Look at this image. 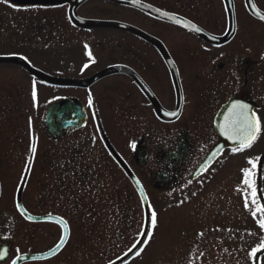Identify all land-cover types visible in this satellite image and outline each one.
Returning <instances> with one entry per match:
<instances>
[{"label": "flooded vegetation", "instance_id": "obj_1", "mask_svg": "<svg viewBox=\"0 0 264 264\" xmlns=\"http://www.w3.org/2000/svg\"><path fill=\"white\" fill-rule=\"evenodd\" d=\"M3 1L5 3L10 1L11 3L7 4L12 8L27 4L26 0ZM251 1L250 4L248 0H167V15L181 18L195 25L199 31L187 28L173 19L157 16L165 20L167 25L158 19H152L149 25L153 30L162 32L166 36L167 46L163 44L165 51L162 52L153 42L136 35L138 39L145 41L150 50L139 52L136 50L139 46L134 48L132 44L134 51L130 53L131 62L112 60L116 57L122 59L123 54L121 57L120 54L113 55L99 50L98 54H94L92 47H106L120 40L117 38L112 40L108 33L96 32L98 30L107 32L110 31L109 29H96L93 27L99 26H84L73 22L66 12L64 19L55 17L48 20H34L27 24H23L22 18H17V21L8 19L6 26L20 29L21 34L13 39L17 44L26 40L59 45L58 42H50L49 34L54 31L61 44L72 47L78 43L87 50H82L85 57L82 60L84 71L81 74L61 75L41 69L59 80L80 82L77 84L52 82L33 75L20 63L10 62L17 64L30 78H36L32 79L34 82L48 86H68L72 91L52 98L40 109V135L46 137L48 146L55 144V148L37 152L36 143L31 142L26 150L25 148L17 150L13 147L8 149L9 152L0 148V175L2 176L4 171H17V175L21 172L18 180H14L16 187L14 195L9 191L5 200L15 201L18 198L21 201V188L32 178H36L33 183L45 182L44 176L41 179L38 177L41 175L40 171L47 168L56 172L55 177L61 172L67 174L64 178L76 176L79 168H84L85 171H88V168L91 171L106 172L110 179L116 171L123 177L125 175L130 182L129 188L132 192L131 195H127L134 196L138 201L139 196L124 171L125 167L130 169L139 180L148 203L151 201L150 191L167 193V212L170 207L194 199L192 193L196 187L208 185L206 182L209 179L204 180L203 177L220 171V167L211 168L224 150L231 147L225 144L222 152L204 171L191 176L196 164L219 140L214 131L213 119L220 105L230 98L248 101L257 116L259 132L264 123V19H261L252 8H257L264 14V0ZM29 7L43 10L50 6H45L43 3H29ZM1 25L0 21V27ZM48 30L51 31L44 34ZM82 32L85 34L81 35ZM41 39L44 40L40 41ZM45 39L47 42H44ZM154 58L159 62H152ZM117 68L120 69L109 71ZM107 71L109 73H104ZM2 100L0 97L2 110L7 108L8 114L19 112L16 107L9 106L8 101L6 104L5 100L3 102ZM53 102L56 103V108L62 103L83 108L81 114H84V124L75 125L78 116L69 115L66 118L76 121L64 126L61 124V118L66 115L61 113L60 116L56 112L52 113L50 119L48 118L44 123L46 109ZM2 110L0 111L5 112ZM68 112L73 114L76 109L69 108ZM63 138L67 140L58 142ZM62 142H66V145L59 146ZM33 147L34 153L31 151ZM1 176L0 197L4 191L1 186ZM108 182L105 186L109 185ZM113 183L114 180H111V185L116 186L118 193L116 196L106 198L111 202V197H114L116 204L123 207L124 196L118 188L122 183ZM105 192L110 190L106 189ZM181 192L182 195H176ZM15 210L17 211L16 207ZM17 213L20 214L19 211ZM33 214L56 213L45 210ZM116 214L119 215L121 226L124 227L126 225L124 211H117ZM20 216L25 219L22 214ZM173 219H175L173 216L167 214V230L170 229V232L174 231L176 220ZM143 221L142 231L136 240L129 244L120 258L107 264H121L123 261L131 260L133 252L141 244L148 228L147 224L145 226V214ZM170 221L172 226L169 224ZM28 222H50L55 226L50 229L51 232L41 228L37 230L38 240H41L44 246L47 244L48 246L39 245L36 250L19 253L45 252L54 246L60 237L59 225L51 221ZM71 234L72 228L69 225L67 239L56 253L42 259L23 260L19 264L32 261L47 264L45 261L51 263L54 259L57 260L59 254L68 246ZM54 236H56L55 241L49 244L54 240ZM7 242L10 256L12 242L5 238L0 239V244ZM121 245L123 246L122 243ZM261 253H264V248L257 251L254 259ZM130 255L132 257L127 259L126 257ZM8 259L9 257L0 261V264H10L11 259L6 263Z\"/></svg>", "mask_w": 264, "mask_h": 264}, {"label": "rangeland", "instance_id": "obj_2", "mask_svg": "<svg viewBox=\"0 0 264 264\" xmlns=\"http://www.w3.org/2000/svg\"><path fill=\"white\" fill-rule=\"evenodd\" d=\"M26 1V5L12 8L7 4L11 3L10 1L5 3L0 0L2 22L0 55L22 56L35 68L50 73L81 74L84 71L82 60L85 57L82 50L87 48L78 43L72 47L61 44L54 31L48 30L44 34L51 31L50 42H58L59 45L26 40L19 44L13 42L21 33L18 27L6 26L8 19L17 21V18H22L23 24H27L34 20L66 18L68 0ZM138 1L167 12V0ZM39 2L57 6L45 7L43 10L29 7V3ZM76 12L84 18L114 20L133 25L157 37L167 46L166 36L153 30L149 21L158 19L164 25H167V22L137 6L109 0H86L78 6ZM93 28L109 29L107 32L101 30L96 32L108 33L112 40L116 38L120 40L106 47H92L94 54H98L99 51L120 54L121 57L124 56L122 59L115 56L116 58L112 60L131 62L130 53L134 51L135 46H139L136 49L139 52L150 50L145 41L125 29L101 26ZM82 33L81 35L85 34ZM44 42H47L46 39ZM152 62L159 61L154 58ZM33 78L15 63L0 62L2 102L5 100L7 104L8 101L9 106L19 109L16 114H8L7 108L3 110L0 108L5 111H0V148L8 150L14 147L17 150L23 148L26 150L30 147V142L36 143L37 152L55 148V144L48 146L46 137L40 135V109L52 98L66 95L72 90L68 86L42 85L32 81ZM33 85L36 90L35 101L32 96ZM106 128L109 129L108 126ZM64 140L67 138L58 142ZM61 144L57 143L59 146H65L66 142ZM233 148L227 147L218 157L211 169L217 166L220 167V171L208 177L204 176V180L209 179L208 182L203 181L208 185L197 186L192 193L195 198L189 202L170 207L167 212V193L150 191L148 230L141 244L133 252V257L132 255L126 257L127 259L132 257L131 260L123 261L121 264H264V253L256 255L257 258L254 260L257 251L264 248V227H261L264 223V211L261 210L264 209V123L251 146L246 150H239L245 152H234ZM87 170L79 168L76 176L64 178L67 174L61 172L55 177L56 172L47 168L40 171L41 175L38 177L41 179L44 176L45 182L33 183L36 178H32L21 188V201L30 212L54 211L63 216L72 228L68 246L59 254L57 260L54 259V263L45 261L47 264L110 263L120 258L142 231L144 223L142 203L138 197L136 201L134 196H129L132 192L127 177L116 171L110 179L109 175L101 170L91 171L88 168ZM243 170H247V176ZM20 176L21 172L17 175V171H4L1 176L4 191L0 197V239L5 238L12 242V251L6 263L16 253L36 250L39 245L48 246V244L44 246L41 240H38L37 230L41 228L51 232L50 229L55 226L50 222H28L15 210L13 199L8 202L5 200L9 191L14 195L16 190L14 183ZM111 180H114L113 184L122 183L118 188L124 196L123 207L116 204L114 197H111V202L106 198L116 196L118 193L116 186L111 185ZM107 181L109 185L105 186ZM106 189L110 192H105ZM182 194L183 192L176 195ZM117 211H124L126 224L124 227L121 226ZM153 213L156 218L154 226L151 224ZM167 214L176 220L173 222V232L167 230ZM169 224L172 226L171 221ZM147 233H150V236ZM56 236L49 244L55 241ZM24 264L39 263L32 261Z\"/></svg>", "mask_w": 264, "mask_h": 264}, {"label": "water", "instance_id": "obj_3", "mask_svg": "<svg viewBox=\"0 0 264 264\" xmlns=\"http://www.w3.org/2000/svg\"><path fill=\"white\" fill-rule=\"evenodd\" d=\"M83 0H71L69 2V7H68V14L69 17L74 20L77 23L80 24H88V25H104V26H114V27H119L122 29H126L129 30L131 32H134L140 36H142L143 38L152 41L153 43H155L158 48L163 52L165 51L162 43L155 37L149 35L148 33L144 32L143 30L127 24V23H123V22H118V21H114V20H104V19H90V18H82L76 15L75 13V8L77 7V5L79 3H81ZM111 1H115L118 3H122V4H130V5H134L137 7H140L148 12H151L155 15H158L160 17L163 18H170L173 19L174 21H176L177 23H180L188 28H193V26L191 23L178 18V17H174V16H170L167 15V13L154 8L153 6H150L146 3L140 2L138 0H111ZM251 1L249 0V3ZM257 10V9H256ZM258 11V10H257ZM259 12V11H258ZM260 13V12H259ZM263 15V14H261ZM195 28L197 29V27L195 26ZM3 60H9V61H15L18 63L23 64L31 73L37 74L42 78L48 79L49 81L52 82H56V83H64V84H77L80 82H75V81H66V80H59L57 78H54L32 66H30L24 59L19 58V57H13V56H0V61ZM120 68L117 69H112L109 71H117ZM109 71L104 72V73H109ZM103 73V74H104ZM244 105L247 107V113L249 116H251L253 113L252 111V105L251 103H249L248 101H245L243 99L240 98H230L228 99L226 102H224L219 109L216 111L214 119H213V125H214V130L219 138V140L208 150V152L205 154V156L203 157V159L196 165V167L194 168L192 175H195L199 172H201L223 149L224 144H228V145H236L231 139H229L225 134L222 133L221 129H220V125L222 123L225 122L224 118L225 116L229 115V110L232 108V105ZM75 108L76 112L71 114L68 112L69 108ZM63 111H62V110ZM78 109V106L74 105V106H69L67 103L64 104L62 103L61 105H59V108H56V106L54 104H51L48 109H47V116H51L52 113L56 112L57 114H61L62 115H66L63 118H61V124L62 125H67L69 123H74V121H76V119H69L66 117H70L71 116H75L77 115V123H82V115ZM62 111V112H61ZM78 111V112H77ZM237 111H240V109H237ZM61 116V115H60ZM255 116V115H254ZM256 119V117H255ZM73 120V121H72ZM257 122V121H256ZM79 123V124H80ZM125 172L127 173V175L130 177V179L133 181V183L135 184V186L138 188V191L140 193V196L142 198L143 201V206H144V210H145V222L147 220V202H146V198H145V194L143 193L142 189H140V185L137 181V179L135 178V176L131 173V171L129 169H127L125 167ZM15 205L18 209V211L23 214L27 219L29 220H53L55 222H57L60 227H61V236L59 241L56 243V245L54 247H52L49 251L45 252V253H34V254H27V253H22V254H18L16 255L13 259L11 264H19L21 261L23 260H31V259H41V258H45L47 256H50L52 254H54L56 251H58L61 246L64 244L67 235H68V226L66 224V222L59 216H54V215H46V216H35V215H31L29 214L21 205L20 200L18 198L15 199ZM63 237V242L61 240V238ZM60 244V247H57V245ZM0 253H2V258H0L1 260H4L5 258L8 257L9 254V246L7 243H4L2 245H0Z\"/></svg>", "mask_w": 264, "mask_h": 264}, {"label": "snow or ice", "instance_id": "obj_4", "mask_svg": "<svg viewBox=\"0 0 264 264\" xmlns=\"http://www.w3.org/2000/svg\"><path fill=\"white\" fill-rule=\"evenodd\" d=\"M260 18L264 19V15H261ZM193 30L199 31V29H196L195 26H193ZM85 67H87V65H85ZM32 96L33 100L35 101V85H33ZM89 104L91 105V99L89 100ZM237 109H240V111H237ZM224 120L225 122L220 125L222 133L237 145V147L233 148L232 151L235 152L250 147L252 142L256 139V133L259 130V125L256 122L254 114L249 116L246 106L234 104L229 110V115L225 116ZM31 151L34 153L35 148L33 147ZM243 171L245 172V176H247V170ZM261 210L264 211V209ZM151 224L153 226L156 224L155 213L152 214ZM261 227H264V223L261 224ZM147 234L150 236V233ZM61 240L63 242V237L61 238ZM57 247H60V244H58ZM2 255L3 254L0 253V258H2Z\"/></svg>", "mask_w": 264, "mask_h": 264}, {"label": "bare ground", "instance_id": "obj_5", "mask_svg": "<svg viewBox=\"0 0 264 264\" xmlns=\"http://www.w3.org/2000/svg\"><path fill=\"white\" fill-rule=\"evenodd\" d=\"M75 117V116H74Z\"/></svg>", "mask_w": 264, "mask_h": 264}]
</instances>
